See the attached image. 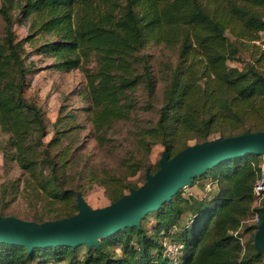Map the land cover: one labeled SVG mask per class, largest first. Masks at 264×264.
Returning <instances> with one entry per match:
<instances>
[{
    "label": "trees",
    "instance_id": "obj_1",
    "mask_svg": "<svg viewBox=\"0 0 264 264\" xmlns=\"http://www.w3.org/2000/svg\"><path fill=\"white\" fill-rule=\"evenodd\" d=\"M13 10L20 21H31L27 38L39 36L42 41L36 51L55 57L52 67L77 69L85 78V90L77 94L84 96L86 104L73 109L77 115L89 113L91 131L99 143L111 125L130 118L134 107L129 94L141 84L150 92L155 87L149 55L144 52L151 40L171 49L177 46L178 60L156 122L137 131L146 151L160 143L172 156L191 139L199 142L264 129V70L254 62L244 68L228 65L236 45L226 35L229 31L239 41H260L263 47L255 60H264V37L260 36L264 0H0L4 23L0 130L9 135L12 159L28 173L23 187L26 197L44 205L66 204L63 210L42 212L34 221L74 214L76 192H83L65 185L62 171L69 163L70 146L51 153L63 132L46 143L42 140L44 113L25 95L31 70L15 40ZM63 111H59L61 120H74L76 114L64 116ZM263 164V157L253 153L222 160L192 179L190 186L210 176L208 198L192 199L181 188L146 214L140 226H126L101 237L99 246L57 245L28 251L22 245L0 242V264H261L264 256L257 253L253 239L244 242L234 232L259 210L253 205V187ZM157 168L158 162L151 168L134 161L126 173L134 175L142 169L143 183L145 172ZM123 178H109L111 202L126 189L139 186ZM256 226L251 222L244 231ZM164 238L182 245L175 261L163 252Z\"/></svg>",
    "mask_w": 264,
    "mask_h": 264
},
{
    "label": "rangeland",
    "instance_id": "obj_2",
    "mask_svg": "<svg viewBox=\"0 0 264 264\" xmlns=\"http://www.w3.org/2000/svg\"><path fill=\"white\" fill-rule=\"evenodd\" d=\"M12 16L16 20L13 26L15 40L19 42L21 56L31 70L27 75L29 85L25 95L36 102L44 113L46 133L42 140L46 143L62 131L58 145L51 147V153L56 154L59 149L70 146L67 156L69 163L62 171L65 174V185L80 188L89 206L96 208L111 202L108 195L109 188H107L111 176L123 175V182L142 184L144 174L142 169L129 176L126 172L130 170L131 163L134 161L153 168L163 150V145L155 143L151 145L150 150L146 151L138 142L137 131L146 126H152L158 118L159 107L178 60L177 46L171 49L163 44H156L152 40L145 44L144 52L149 55L148 63L155 75V87L150 92L145 85H138L128 97L134 107L130 118L111 125L99 143L91 131L89 113L81 111L77 115L73 109L86 104L84 96L77 94L84 91L86 85L81 72L77 69L61 71L52 67L56 58L36 51V47L42 41L39 40V36L27 38L32 32L31 21H20L16 10L12 11ZM3 26L4 23L0 17V37L3 35ZM226 35L229 41L236 45V55L228 60V65L244 68L248 62H254L258 68L264 70V60L258 62L255 60L260 58L263 47L260 41H239L229 31H226ZM260 36L264 37V31L260 33ZM61 108L66 114L64 116L76 114L74 120L71 122L61 120L59 113ZM8 136V133L0 130V214L33 220L39 219V215L48 209L63 210L66 206L64 202L44 205L40 201L29 200L26 197L27 191L23 187L24 178L28 173L23 172L12 159ZM195 142L197 141L194 139L187 141L188 144ZM180 145L178 144L177 148ZM43 168L44 174H47V167ZM39 170L40 165L36 171ZM209 178L210 176H206L197 180L192 186L183 187V195L192 199L208 198ZM199 184L205 185V188ZM12 186H14L13 189ZM125 191L128 192L127 189ZM253 218L254 213L237 229L238 232H234L240 235L244 242L253 239L255 229L244 231L245 226L253 222ZM183 223L182 220L180 225ZM261 264H264V257Z\"/></svg>",
    "mask_w": 264,
    "mask_h": 264
},
{
    "label": "water",
    "instance_id": "obj_3",
    "mask_svg": "<svg viewBox=\"0 0 264 264\" xmlns=\"http://www.w3.org/2000/svg\"><path fill=\"white\" fill-rule=\"evenodd\" d=\"M248 153L264 160V129L221 135L188 144L172 156L166 147L154 172L116 200L102 207H91L76 192L77 211L67 217L37 222L0 214V242L34 247L68 245L99 246L101 237L126 226H140L141 219L170 200L181 188L190 186L194 176L202 175L220 161ZM264 170V164H263ZM260 221L253 234L257 253L264 256V199Z\"/></svg>",
    "mask_w": 264,
    "mask_h": 264
},
{
    "label": "built area",
    "instance_id": "obj_4",
    "mask_svg": "<svg viewBox=\"0 0 264 264\" xmlns=\"http://www.w3.org/2000/svg\"><path fill=\"white\" fill-rule=\"evenodd\" d=\"M253 195H254V201L253 205L255 207H259L262 204V201L264 199V170L262 167L261 175L256 180L255 185L253 187ZM260 211L256 210L254 212V218L253 223L258 224L260 221ZM163 244V252L168 257H170L172 260H176L181 252L182 245L180 243L174 242L170 240L169 238H165L162 241Z\"/></svg>",
    "mask_w": 264,
    "mask_h": 264
}]
</instances>
